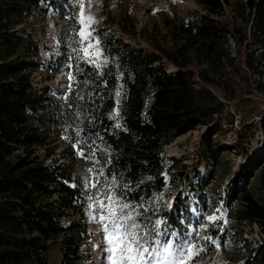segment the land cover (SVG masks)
<instances>
[{
  "label": "trees",
  "instance_id": "16d2710c",
  "mask_svg": "<svg viewBox=\"0 0 264 264\" xmlns=\"http://www.w3.org/2000/svg\"><path fill=\"white\" fill-rule=\"evenodd\" d=\"M234 1L240 19L233 23L226 15L231 0H198L202 11L185 21L164 15L165 32L147 37L153 48L125 40L147 32V27H138L132 0H115L119 19L107 10V0L101 3L104 20L95 35L107 64L97 70L82 63L63 110L70 113L77 106L83 138L105 147L103 170L123 183L130 203L159 198L169 232L183 233L184 222L185 228L194 226L191 194L201 202L199 211L206 210L203 194L218 182L222 157L232 151L246 153L252 162L226 179L220 195L223 217L209 224L204 237L225 248L234 226L257 225L261 239L245 236L244 228L236 230L245 251L240 264H264V141L260 155L248 147L260 130L264 139V110L258 102L262 98L264 104V0ZM50 5L65 21L61 39L67 48L69 27H75V36L79 28L78 5L71 0H0V264H50L55 244L59 264H82L89 234L83 182L73 177L74 165L54 157L55 127L45 115L52 99L33 79L35 71L53 62L41 59L39 43L21 27L47 16ZM231 39L240 54L231 49ZM256 94L261 97L255 99ZM237 115L241 120L235 128ZM201 127L207 128L202 140L208 172L198 173L188 189L174 193L178 179H172L171 168L177 164H171L165 147ZM228 131H234L235 140L224 147L216 137ZM255 177L260 197L251 188ZM171 196L169 209L162 198ZM230 217L234 222L225 223ZM204 244L212 248L209 253L216 250L208 241Z\"/></svg>",
  "mask_w": 264,
  "mask_h": 264
},
{
  "label": "rangeland",
  "instance_id": "374dc122",
  "mask_svg": "<svg viewBox=\"0 0 264 264\" xmlns=\"http://www.w3.org/2000/svg\"><path fill=\"white\" fill-rule=\"evenodd\" d=\"M56 2L64 0H55ZM106 0H83L84 4V15L85 17L92 16L95 18L97 23L93 25L95 31L97 28L102 26L104 16L100 14V5ZM106 8L111 11L116 19H119L121 11L116 5L115 0H107ZM133 5H135V12L138 22V27H147V32L145 37H134L127 35L125 40L132 42L134 45L143 46L145 48H153L147 39L150 33L165 32L164 27V15H168L170 18L176 21L188 20L194 13L201 12L202 8L198 3V0H132ZM72 3L78 5L77 0H71ZM237 7V2L231 0L230 5L227 6V19L232 22V19L239 18V13L235 10ZM79 8V5H78ZM56 10L50 5L49 14L44 18H32L30 22L25 23L21 27L26 29V33L33 35L34 39L39 43L40 46V57L45 62H53L52 66H48L43 71H35L33 74L34 83L38 90L49 91L48 94L51 97V101L47 102L46 108V120L55 127L53 132L52 146L55 149V159L59 162L67 163L75 166V171L73 173L74 178H81L83 182L82 189L87 196V205L85 206V219L88 223L89 234L84 242L83 253L84 258L82 264H107L105 259V253L103 251L104 245L102 243L103 235L100 232V224L97 221H93L90 217L91 209H89V204L93 201L89 200V196H99L100 193H106L109 190V185H112L113 177L106 174L102 167V161L105 157V147L103 145H98L97 141L84 139L81 131V112L77 109V106L70 110V113L63 109L66 107L70 100V90L75 88V80H69V72L75 75L78 73L82 67L83 60H80L77 53L73 49H79L80 44L77 42L78 37L75 36V27H69V36L67 37L66 43H68L67 48H65V42L62 38V29L65 21L59 18ZM80 9H78L79 14ZM240 21V20H239ZM233 23V22H232ZM108 26V25H107ZM116 28L118 29L117 25ZM231 49L235 53L240 54L238 46L230 40ZM103 60V58H102ZM239 60H243V55L239 57ZM71 65V68L69 67ZM173 66H169V70H174ZM73 75V77H74ZM64 91L63 93H61ZM219 95L222 92H219ZM77 92L74 96V101H78ZM254 96L261 97L259 94ZM222 96V95H221ZM260 109L264 110V104L262 103V98H260ZM72 107V105H70ZM234 107L231 108V111ZM240 115L236 116L235 128H238ZM206 127H201L193 132L187 133L180 137H177L171 144L165 147V153L171 159V164H177L171 168V173H174L173 180L178 179V186L173 190L175 193L177 189L189 188V181L198 173L206 174L208 172V165L205 156V145L202 140V136L206 131ZM79 133V134H77ZM217 142L222 146L226 147L235 140L234 131H228L222 135L216 137ZM263 132L260 130L257 136L251 141L248 146L250 151L255 154L263 153ZM83 148V155H80V149ZM95 152V156H92V152ZM43 153V150L41 151ZM52 163L51 160L47 161ZM173 162V163H172ZM252 160L247 158L246 153L232 151L230 154H225L221 159V164L219 168V178L218 182H214L205 189L203 194L207 203L206 210L199 211V204L201 203L196 196L191 194V206L192 211L195 215V224L191 228H185V222L182 226L183 233L173 231L176 236H171L169 239L174 241L177 238L183 240L187 239L201 246L206 247V251L202 252L199 256L195 257L192 264H240L245 256V251L242 244H239L238 233L244 228L241 226H234L230 230L227 240L225 243V248L220 246L219 249L216 248L215 251L209 253L212 249L204 244V233L209 227V224L214 222H209L208 217L215 214L217 217H223V211L221 209L222 202H220V195H224V183L230 175L236 174L240 171L243 164L251 163ZM89 169H92L89 172ZM103 171V175H101ZM183 171V175L180 172ZM73 178V179H74ZM115 178V177H114ZM99 180V184L96 188H92L91 184L96 183ZM116 184L112 187L117 195L121 196L126 202H129L124 197L125 188L123 183L115 178ZM72 186H77L75 180L70 182ZM86 184L88 187H86ZM251 188L253 189L255 195L260 197L261 188L257 177L252 180ZM188 195V193H186ZM218 200V202H217ZM162 201L165 203V207L173 201V196L164 199ZM217 202V203H216ZM130 203V202H129ZM133 207L138 205L130 203ZM143 208H137V211L141 213L138 220L142 223H146L151 227V224L160 216V206L161 202L159 198H155L152 201H148L143 204ZM147 208V211L144 210ZM169 208V207H168ZM219 209V211H217ZM166 220V219H165ZM227 223L233 221L232 217L226 219ZM234 222V221H233ZM183 223V222H182ZM207 225L205 228L204 226ZM235 225V223H234ZM167 226V225H166ZM189 229V233L194 236L191 237L187 235L186 230ZM261 229L254 225L253 227H245L244 235L247 237L261 239ZM60 262V250L59 245L55 244L50 252V264H59Z\"/></svg>",
  "mask_w": 264,
  "mask_h": 264
},
{
  "label": "snow or ice",
  "instance_id": "6c2138e0",
  "mask_svg": "<svg viewBox=\"0 0 264 264\" xmlns=\"http://www.w3.org/2000/svg\"><path fill=\"white\" fill-rule=\"evenodd\" d=\"M77 2L80 11L77 18L79 28L76 36L79 38L77 42L80 44V48L73 49V51L77 53L80 60L99 70L103 64H107V59L103 58L100 40L95 35L93 25L97 21L92 16L85 17L83 0H77ZM69 67L71 68V65ZM73 79V75L69 72V80ZM115 95L119 97L121 93L117 91ZM118 116L117 108L114 109L113 117ZM83 154V148H81L80 155ZM92 156H95L94 151ZM91 171L92 169H89V172ZM100 174L103 175V171ZM98 184L99 180L91 184V187L96 188ZM115 184L116 181L113 177L112 185L108 186L109 190L106 193L102 192L96 197L89 196V200L93 201L89 204V209H91L89 214L93 221L100 224L107 264H192L195 257L206 251L205 246L187 239L177 238L176 241L169 239L171 236H176V233L168 231L166 227L168 221L165 219L157 218L151 227L140 222L138 217L141 213L137 211V208L144 206L133 207L129 202H126L112 191ZM86 187H88L87 184ZM168 207L171 209L172 204L170 203ZM144 210L147 211V208ZM221 218L213 214L207 219L209 222H214ZM204 227L206 228L207 225ZM203 239L215 245L217 249L220 248L219 241L211 236H205Z\"/></svg>",
  "mask_w": 264,
  "mask_h": 264
}]
</instances>
